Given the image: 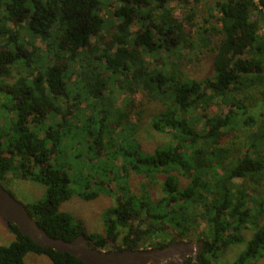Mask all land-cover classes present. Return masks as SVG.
<instances>
[{
	"label": "trees",
	"instance_id": "1",
	"mask_svg": "<svg viewBox=\"0 0 264 264\" xmlns=\"http://www.w3.org/2000/svg\"><path fill=\"white\" fill-rule=\"evenodd\" d=\"M198 1L0 0V107L7 118L0 124V185L16 198L6 184L12 173L45 187L43 199L24 206L52 238L72 242L83 235L107 252L203 241L197 264H218L223 252L246 242L230 264L264 259V209L249 193V183L264 180V17L251 0H224L216 6L220 28L205 20L196 30L194 10L182 19L168 7ZM211 36L220 41L213 44ZM209 45L216 53L213 77L189 78L176 62L179 51ZM160 53L167 64L158 59L151 66L146 56ZM117 83L162 106L152 127L170 133L172 143L153 153L143 148L127 106L117 107L111 88ZM254 92L260 108L249 101ZM217 100L227 110L207 116ZM234 131L248 133L243 154L224 145ZM133 173L162 179L164 196L154 201L146 184L134 193ZM101 194L116 202L104 212L105 234L60 211L74 196L90 202ZM197 207L200 213L192 211ZM201 223L202 236L196 235ZM5 225L14 242L0 245V264H25L30 253L50 264H86ZM248 229L253 235L246 241Z\"/></svg>",
	"mask_w": 264,
	"mask_h": 264
},
{
	"label": "rangeland",
	"instance_id": "2",
	"mask_svg": "<svg viewBox=\"0 0 264 264\" xmlns=\"http://www.w3.org/2000/svg\"><path fill=\"white\" fill-rule=\"evenodd\" d=\"M220 1L224 0H199L197 3L193 2L191 6L184 7L179 3H170L169 9L173 10L175 17L184 19L190 13V10L196 12L195 19L193 21L194 28L196 30L204 24L205 20H210V24L220 28L218 26L216 17H218L217 4ZM259 11V10H258ZM263 16V15H262ZM264 17V16H263ZM187 25V24H186ZM26 26V24H23ZM138 27L135 28L137 31ZM190 29V28H189ZM22 38L24 40H29L27 37V32L22 30ZM213 44L218 43L220 40L216 36L209 37ZM195 44L199 45L198 37L195 33L194 38ZM34 45L37 46L40 50L45 51V43L40 39L34 40ZM26 48L31 51L30 46ZM215 46L209 45L207 47L195 46V49L191 50L190 48L181 49L179 51L176 62L181 67L182 71L189 77L195 80H202L208 77H213L214 71V57L216 53L214 52ZM181 57V59H178ZM158 59L163 60V65L167 64L168 55L160 53L158 56H146L147 62L151 66H156ZM172 59V58H171ZM174 60V59H173ZM175 61V60H174ZM162 65V67H163ZM168 66H164L163 69L166 70ZM169 69V68H168ZM16 71L13 74V77L16 76ZM13 79L8 80L11 82ZM112 90L114 92V97L117 102V107L123 109L124 105L127 106L125 109L127 112L131 113V124L136 125V131L134 136L136 140L143 146V148L148 153H153L158 147H163L172 143V136L170 133H159L152 127V119L162 111V106L155 101L151 102L146 96L141 94V92L132 94L130 91L123 90L120 87V83L113 85ZM250 102L253 106L261 107L260 97L257 92L249 94ZM227 106L222 104L219 100L214 102L210 108L206 111L207 116H214L216 114L225 113ZM137 114H140L139 116ZM204 114V111L199 110L194 114V117L201 118ZM61 118L58 117L57 121H60ZM7 121L5 114L1 111L0 107V124L4 125ZM50 122H47L46 125H49ZM238 133V134H237ZM232 137L225 139L224 145L232 149L240 151L242 154L245 152L244 142L248 136V133L244 131L236 132L234 131ZM237 156V155H236ZM180 183L183 187L188 185V181L182 177L178 176ZM9 180H11L9 187L16 197V199L23 205L33 204L40 199H43L45 194V187L39 184H34L30 180H21L16 176H13L12 173L8 175ZM241 183V181H237ZM131 190L137 195L141 194L142 185H148L150 193L154 201H158L164 196V191L162 188V179L159 181L153 180L152 182L137 174H132L129 180ZM250 189L249 193L251 198L257 201V206L259 208L263 207L264 209V180L260 185L249 183ZM116 204L115 200L106 194H101L100 197L96 200L86 202L81 200L79 197L74 196L71 200L65 202L60 206L61 213L72 214L78 219L84 221L86 227L91 233L105 234L106 226L104 224V212ZM193 212L200 213L202 210L200 207L192 209ZM196 235L202 236L204 233H207V226L205 223H201L200 228L196 229ZM124 233V230L120 231ZM253 232L248 229L245 231V240L248 241L251 239ZM14 242V237L6 229L5 221L0 216V245L9 246ZM195 242V241H194ZM197 242V241H196ZM246 244V242L244 243ZM235 245L231 246L225 253L223 252L218 264H230L237 259V256L245 249L246 245ZM109 247L102 249V251H108ZM50 260L45 256H37L35 254H28L25 258V264H50ZM256 264H264V259H261Z\"/></svg>",
	"mask_w": 264,
	"mask_h": 264
},
{
	"label": "water",
	"instance_id": "3",
	"mask_svg": "<svg viewBox=\"0 0 264 264\" xmlns=\"http://www.w3.org/2000/svg\"><path fill=\"white\" fill-rule=\"evenodd\" d=\"M0 216L16 225L20 232L38 246L57 253H68L86 264H184L191 257L192 264L204 249V242H179L163 249L125 250L107 252L94 249L81 235L72 242L55 239L41 229L23 204L0 185Z\"/></svg>",
	"mask_w": 264,
	"mask_h": 264
},
{
	"label": "built area",
	"instance_id": "4",
	"mask_svg": "<svg viewBox=\"0 0 264 264\" xmlns=\"http://www.w3.org/2000/svg\"><path fill=\"white\" fill-rule=\"evenodd\" d=\"M254 2L255 5H257L259 7V11L261 12V14L264 16V8H262L261 6H259V0H251Z\"/></svg>",
	"mask_w": 264,
	"mask_h": 264
},
{
	"label": "flooded vegetation",
	"instance_id": "5",
	"mask_svg": "<svg viewBox=\"0 0 264 264\" xmlns=\"http://www.w3.org/2000/svg\"><path fill=\"white\" fill-rule=\"evenodd\" d=\"M195 243H199V242H195ZM197 263H198V262H197ZM197 263H196V264H197ZM184 264H192V258L189 257V258L185 261Z\"/></svg>",
	"mask_w": 264,
	"mask_h": 264
}]
</instances>
